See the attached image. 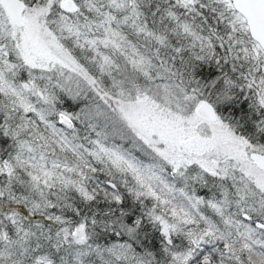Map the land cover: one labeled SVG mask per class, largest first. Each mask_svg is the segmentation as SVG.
I'll return each mask as SVG.
<instances>
[{
    "label": "snow or ice",
    "instance_id": "6c2138e0",
    "mask_svg": "<svg viewBox=\"0 0 264 264\" xmlns=\"http://www.w3.org/2000/svg\"><path fill=\"white\" fill-rule=\"evenodd\" d=\"M0 264H264V0H0Z\"/></svg>",
    "mask_w": 264,
    "mask_h": 264
}]
</instances>
